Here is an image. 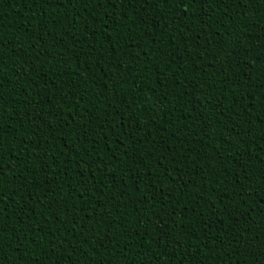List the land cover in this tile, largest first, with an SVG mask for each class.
<instances>
[{
	"label": "trees",
	"instance_id": "16d2710c",
	"mask_svg": "<svg viewBox=\"0 0 264 264\" xmlns=\"http://www.w3.org/2000/svg\"><path fill=\"white\" fill-rule=\"evenodd\" d=\"M0 264H264V0H0Z\"/></svg>",
	"mask_w": 264,
	"mask_h": 264
}]
</instances>
